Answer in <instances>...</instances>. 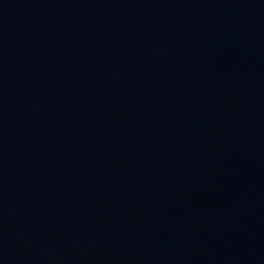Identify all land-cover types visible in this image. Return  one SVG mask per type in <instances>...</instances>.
<instances>
[{
  "label": "water",
  "instance_id": "95a60500",
  "mask_svg": "<svg viewBox=\"0 0 264 264\" xmlns=\"http://www.w3.org/2000/svg\"><path fill=\"white\" fill-rule=\"evenodd\" d=\"M0 264H264V0H0Z\"/></svg>",
  "mask_w": 264,
  "mask_h": 264
}]
</instances>
